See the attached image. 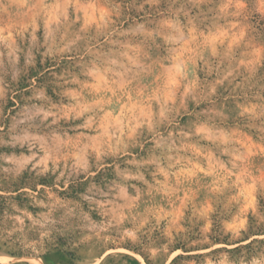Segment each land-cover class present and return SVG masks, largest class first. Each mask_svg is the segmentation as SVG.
I'll return each instance as SVG.
<instances>
[{"label":"rangeland","instance_id":"rangeland-1","mask_svg":"<svg viewBox=\"0 0 264 264\" xmlns=\"http://www.w3.org/2000/svg\"><path fill=\"white\" fill-rule=\"evenodd\" d=\"M0 264H264V0H0Z\"/></svg>","mask_w":264,"mask_h":264}]
</instances>
